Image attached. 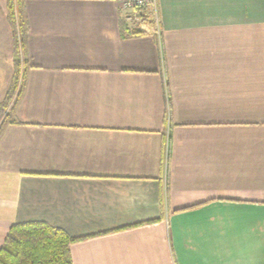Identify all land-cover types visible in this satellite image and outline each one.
Instances as JSON below:
<instances>
[{
	"label": "crops",
	"instance_id": "crops-1",
	"mask_svg": "<svg viewBox=\"0 0 264 264\" xmlns=\"http://www.w3.org/2000/svg\"><path fill=\"white\" fill-rule=\"evenodd\" d=\"M0 130V248L44 222L71 264H264V0H21ZM0 0V103L14 33Z\"/></svg>",
	"mask_w": 264,
	"mask_h": 264
},
{
	"label": "trees",
	"instance_id": "trees-1",
	"mask_svg": "<svg viewBox=\"0 0 264 264\" xmlns=\"http://www.w3.org/2000/svg\"><path fill=\"white\" fill-rule=\"evenodd\" d=\"M17 5L16 9L19 17L18 26L21 29L19 36L21 40L18 41L17 33H15L14 76L12 86L6 98L0 104V130L5 123L11 121L14 103L11 104L9 110H5L4 108L10 104L14 96L13 93L16 90L18 77L20 75L24 77L26 69V65H24L22 73L20 74L18 46L21 45V48L24 50L26 20L21 0H17ZM13 10V2L9 0V13L7 17L12 24L14 32H16V30L18 31L15 20L17 18H14ZM141 13L144 16L141 25L137 27L126 25V29H128L130 34H155L156 28L152 19L153 14L151 9L144 7L141 9ZM76 240V238L70 237L61 228L44 222L14 224L10 227L5 241L0 248V264H71L69 246Z\"/></svg>",
	"mask_w": 264,
	"mask_h": 264
},
{
	"label": "built area",
	"instance_id": "built-area-1",
	"mask_svg": "<svg viewBox=\"0 0 264 264\" xmlns=\"http://www.w3.org/2000/svg\"><path fill=\"white\" fill-rule=\"evenodd\" d=\"M123 19L132 27L140 26L144 20L141 9L148 7L152 11V19L156 28V35H160L158 2L157 0H123L122 2Z\"/></svg>",
	"mask_w": 264,
	"mask_h": 264
},
{
	"label": "rangeland",
	"instance_id": "rangeland-1",
	"mask_svg": "<svg viewBox=\"0 0 264 264\" xmlns=\"http://www.w3.org/2000/svg\"><path fill=\"white\" fill-rule=\"evenodd\" d=\"M12 2H13V12H14V18H17V19H15L16 20V24H17V28H18V31L16 30V32H14V30H13V33H14V40H15V33H17V36H18V41H20L21 40V38H20V36H19V34H20V26H18V22H19V17H18V11H17V0H12ZM8 5H9V0H7V11H6V18H7V20H8V22H9V19H8V17H7V15H8ZM124 20V19H123ZM124 22H125V20H124ZM9 24L11 25V27H12V24L9 22ZM125 24L128 26V24L125 22ZM24 29V28H23ZM15 42V41H14ZM14 47V46H13ZM18 51H19V54H18V60H19V71H20V74L22 73V70H23V68H24V65H26L27 64V62H26V59H25V56H24V50L21 48V45H19L18 46ZM13 54H14V48H13ZM15 58V57H14ZM14 61V60H13ZM25 63V64H24ZM20 82H21V75L18 77V83H17V85H16V88L15 89H17V88H19L20 87ZM16 91V90H15ZM15 91H14V93H13V95H15ZM13 98V97H12ZM1 104V103H0ZM10 106H11V101H10V104L8 105V107H5L4 109L5 110H9V108H10ZM4 110V111H5ZM1 114H2V112H1ZM1 116V115H0Z\"/></svg>",
	"mask_w": 264,
	"mask_h": 264
}]
</instances>
